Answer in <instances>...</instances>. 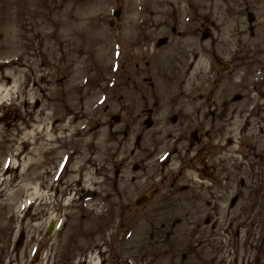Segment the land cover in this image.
Wrapping results in <instances>:
<instances>
[{
	"label": "rangeland",
	"instance_id": "obj_1",
	"mask_svg": "<svg viewBox=\"0 0 264 264\" xmlns=\"http://www.w3.org/2000/svg\"><path fill=\"white\" fill-rule=\"evenodd\" d=\"M0 264H264V0H0Z\"/></svg>",
	"mask_w": 264,
	"mask_h": 264
},
{
	"label": "water",
	"instance_id": "obj_2",
	"mask_svg": "<svg viewBox=\"0 0 264 264\" xmlns=\"http://www.w3.org/2000/svg\"><path fill=\"white\" fill-rule=\"evenodd\" d=\"M114 15H115L116 17H118V11H116V12L114 13ZM148 198H149V197H148L147 195H142L140 198H138V199L135 201V203H136L137 205H140V204L144 203ZM54 224H55V223H52V224L50 225V227L47 229V234H48V235H50V234L52 233V230H53Z\"/></svg>",
	"mask_w": 264,
	"mask_h": 264
}]
</instances>
